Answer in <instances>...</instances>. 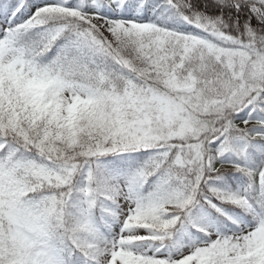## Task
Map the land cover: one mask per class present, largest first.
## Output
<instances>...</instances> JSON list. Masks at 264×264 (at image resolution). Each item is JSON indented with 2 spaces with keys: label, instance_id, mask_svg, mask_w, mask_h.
<instances>
[{
  "label": "snow or ice",
  "instance_id": "obj_1",
  "mask_svg": "<svg viewBox=\"0 0 264 264\" xmlns=\"http://www.w3.org/2000/svg\"><path fill=\"white\" fill-rule=\"evenodd\" d=\"M0 264H264V0H0Z\"/></svg>",
  "mask_w": 264,
  "mask_h": 264
}]
</instances>
